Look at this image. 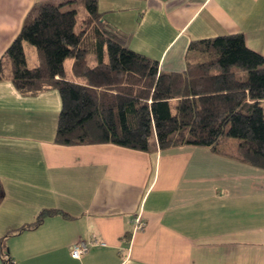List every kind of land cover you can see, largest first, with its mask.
Returning <instances> with one entry per match:
<instances>
[{"label":"crops","instance_id":"0c3cea01","mask_svg":"<svg viewBox=\"0 0 264 264\" xmlns=\"http://www.w3.org/2000/svg\"><path fill=\"white\" fill-rule=\"evenodd\" d=\"M61 1L0 0V60L36 6ZM97 1L164 73L186 71L193 42L225 35L264 56V0ZM61 110L57 89L24 94L0 81V264L3 247L14 264H264V170L234 159L238 144L225 154L60 146ZM45 211L54 214L19 232ZM138 215L147 227L133 233ZM93 238L106 245L73 259Z\"/></svg>","mask_w":264,"mask_h":264},{"label":"trees","instance_id":"16d2710c","mask_svg":"<svg viewBox=\"0 0 264 264\" xmlns=\"http://www.w3.org/2000/svg\"><path fill=\"white\" fill-rule=\"evenodd\" d=\"M82 1L87 15L81 21L71 9L78 0L36 6L0 60V81L20 92L59 91L55 144L147 153L193 146L225 154L223 145L237 140L232 157L264 170V56L243 35L193 42L186 71L164 73L103 21L97 0ZM53 214L41 213L19 232ZM3 256L14 264L5 247Z\"/></svg>","mask_w":264,"mask_h":264},{"label":"built area","instance_id":"2783aa9c","mask_svg":"<svg viewBox=\"0 0 264 264\" xmlns=\"http://www.w3.org/2000/svg\"><path fill=\"white\" fill-rule=\"evenodd\" d=\"M134 231L133 233L142 232L146 229L147 224L142 217V215H138L133 220ZM106 244L101 242L100 240L93 238L88 241H80L77 243L71 251V256L75 260H81L84 256L90 253L92 250L104 247Z\"/></svg>","mask_w":264,"mask_h":264},{"label":"rangeland","instance_id":"374dc122","mask_svg":"<svg viewBox=\"0 0 264 264\" xmlns=\"http://www.w3.org/2000/svg\"><path fill=\"white\" fill-rule=\"evenodd\" d=\"M75 8L79 11V21H81L85 17V15H87L85 3L82 0H78V3H77ZM228 143L231 147H234L236 144H238V141L237 140H231Z\"/></svg>","mask_w":264,"mask_h":264}]
</instances>
